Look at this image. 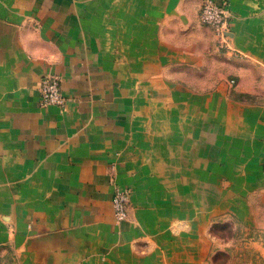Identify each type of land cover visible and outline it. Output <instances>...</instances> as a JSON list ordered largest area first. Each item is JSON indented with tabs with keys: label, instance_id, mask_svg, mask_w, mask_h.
Masks as SVG:
<instances>
[{
	"label": "crops",
	"instance_id": "0c3cea01",
	"mask_svg": "<svg viewBox=\"0 0 264 264\" xmlns=\"http://www.w3.org/2000/svg\"><path fill=\"white\" fill-rule=\"evenodd\" d=\"M227 1L223 40L202 0H0V262L204 264L213 222L264 230V0Z\"/></svg>",
	"mask_w": 264,
	"mask_h": 264
},
{
	"label": "rangeland",
	"instance_id": "374dc122",
	"mask_svg": "<svg viewBox=\"0 0 264 264\" xmlns=\"http://www.w3.org/2000/svg\"><path fill=\"white\" fill-rule=\"evenodd\" d=\"M209 234L213 241L204 264H264V230L246 223L241 215L213 222Z\"/></svg>",
	"mask_w": 264,
	"mask_h": 264
},
{
	"label": "built area",
	"instance_id": "2783aa9c",
	"mask_svg": "<svg viewBox=\"0 0 264 264\" xmlns=\"http://www.w3.org/2000/svg\"><path fill=\"white\" fill-rule=\"evenodd\" d=\"M200 18L203 24L213 27L218 35L225 40L233 18V11L227 0H202ZM40 94L43 105H58L63 108L67 103L61 79L56 75L47 74L43 77ZM131 195V188L115 186L113 206L115 218L119 222L128 216Z\"/></svg>",
	"mask_w": 264,
	"mask_h": 264
}]
</instances>
